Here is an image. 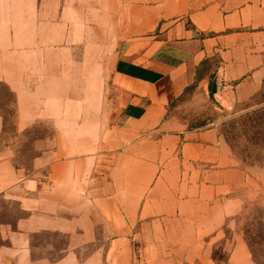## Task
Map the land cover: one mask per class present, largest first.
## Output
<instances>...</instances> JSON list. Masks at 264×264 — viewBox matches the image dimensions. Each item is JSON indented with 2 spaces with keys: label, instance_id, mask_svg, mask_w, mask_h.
<instances>
[{
  "label": "crops",
  "instance_id": "obj_1",
  "mask_svg": "<svg viewBox=\"0 0 264 264\" xmlns=\"http://www.w3.org/2000/svg\"><path fill=\"white\" fill-rule=\"evenodd\" d=\"M129 2L136 5L127 17L130 39L119 43L109 62L112 86L107 102L112 112H99L102 93L94 96L96 112H49L57 102L49 88L53 73L50 77L42 72L36 78L32 71V78L24 77L23 61L32 65L31 55L38 65L39 55L51 52L0 51V83L14 95L17 131L47 119L57 126L56 139L40 152L36 147L29 168L16 165L14 153L0 144V198L26 214L13 224L0 225V264L128 260L137 221L162 222L164 214L187 212L191 205L207 204L231 190L229 167L198 166L199 161H215V149L204 141L211 134H187L165 118L215 42L201 34L245 20L247 0ZM7 33L0 24V37ZM2 41L6 43L0 39V45ZM8 56L14 58L13 74L5 72ZM58 101L64 108L63 99ZM179 180L189 189L183 199L178 195ZM236 205V200L225 198L213 202L210 227ZM40 233L65 237L63 255L56 261L32 259L31 237ZM89 246L92 250L82 255Z\"/></svg>",
  "mask_w": 264,
  "mask_h": 264
},
{
  "label": "rangeland",
  "instance_id": "obj_2",
  "mask_svg": "<svg viewBox=\"0 0 264 264\" xmlns=\"http://www.w3.org/2000/svg\"><path fill=\"white\" fill-rule=\"evenodd\" d=\"M134 6L129 0H0V24L8 32L0 37L6 40L0 51L8 55L51 52L43 58L39 55L38 65L31 55L32 65L23 61L24 77L32 73L42 77L46 71L52 77L53 73L54 83L49 88L57 102L49 112H96V93L103 94L99 112H112L107 102L112 86L109 62L119 43L130 39L127 17ZM244 8L245 20L201 34L215 42L196 69L193 82L176 95L165 118L170 124L181 125L187 134H211L204 141L215 149V161H199L198 166L202 170L213 164L216 169L229 167L230 192L209 199L207 204H193L187 212L164 214L162 222L137 221L129 259L111 264H256L246 234L264 228V0H247ZM4 62L5 72L13 74L14 58L8 56ZM244 64L245 69L238 67ZM96 69H102L100 77ZM59 99H63L64 108ZM66 103L70 104L67 108ZM0 115V144L14 153L18 166L29 168L37 148L40 152L56 139L57 126L51 119L17 131L14 95L3 83ZM178 185L183 199L189 189L185 180H179ZM223 198L236 200L237 205L210 227V207L213 202L222 203ZM21 215L26 214L20 213L14 202L0 198V225L13 224ZM64 248L62 235L31 237L32 259L56 261ZM91 248L85 247L82 255ZM257 256L264 260V251ZM104 264L110 263L105 260Z\"/></svg>",
  "mask_w": 264,
  "mask_h": 264
},
{
  "label": "trees",
  "instance_id": "obj_3",
  "mask_svg": "<svg viewBox=\"0 0 264 264\" xmlns=\"http://www.w3.org/2000/svg\"><path fill=\"white\" fill-rule=\"evenodd\" d=\"M247 233L246 242L253 262L256 264H264V260H260L261 258H258L257 256V253L264 251V228L259 227L250 232L248 230Z\"/></svg>",
  "mask_w": 264,
  "mask_h": 264
}]
</instances>
